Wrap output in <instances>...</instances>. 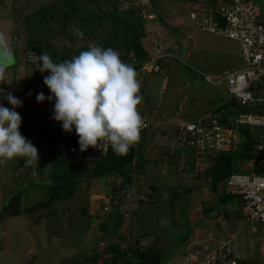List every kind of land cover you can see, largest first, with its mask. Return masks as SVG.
<instances>
[{
    "label": "rangeland",
    "instance_id": "1",
    "mask_svg": "<svg viewBox=\"0 0 264 264\" xmlns=\"http://www.w3.org/2000/svg\"><path fill=\"white\" fill-rule=\"evenodd\" d=\"M127 1L120 0L118 12L112 13V4L105 0H74L77 9L72 14L71 22L65 30L72 38L69 39L62 32H58L60 31V23L58 21L52 22L51 15H47L42 25L38 24L36 13L42 10L47 13L48 6L58 5L56 11L53 8L49 13L53 14V17L55 14L62 15L63 11L69 9L73 3L72 0H0V31L8 35L11 49L12 45L18 44L16 51L12 49L16 62L8 69L7 83H0V89L6 90L4 93L11 92L22 101V107L15 109L22 118L20 132L38 150V160L33 161L31 165H26V157H18L7 163H0V264H93L91 260L85 259L96 253H103L106 246L112 243L121 245L126 250L127 241L134 239L132 237L138 238L141 227H147L148 230L141 233L150 234L154 238L153 246L163 250V258L168 262H172L173 253L177 250L184 252L181 241L183 236L189 232L191 222L194 224L193 228L197 229L187 234V236L190 235V239L192 238L188 245L202 241L210 232L215 237L213 240L227 241L231 238L228 235H236L237 230L238 233L243 231L245 234L243 233L242 236L245 235V238L250 235L253 236L251 241H254L255 244V240L262 233L258 226H253L247 222H242L240 225L239 220H237L238 215L235 212L238 211L239 205L236 206L231 202H228L226 206H218L222 213L216 214L215 212L213 216L206 217L203 210L210 209L215 204L216 195H213V192L209 190V183L203 175V171L207 167L205 159L198 158L192 150H187L186 156H180L177 151L174 156L170 157L167 150L170 151L173 148L169 146L166 139L160 136L157 130L148 133L151 137L145 144L139 145L138 143L137 145L139 147L137 152H140L139 149L143 146V156L148 163L145 165L143 174L134 176L133 187L136 191H143L152 195V197L143 200L146 204L143 207V212L139 211L135 216L132 214L128 221H124L121 216V220L111 217L114 215V211L110 213H102L100 209L97 211L98 201L96 198L110 193L111 183L113 181L119 183V179L115 178L91 182L83 178L72 199L58 202L48 209L34 211V214H30L28 211L36 202L45 198V189L40 186L39 182L40 179H46L50 163L43 172L39 173V161L43 154L51 151L56 139L63 135L58 130L61 123L53 119L54 100L50 102L47 99L51 93L34 91L46 86L43 82V74L37 72L40 65H33L30 60H22L19 57L21 50L29 40L30 35V39L35 41L37 36H43L55 30V38L48 42L56 51L64 49L65 55L71 59L81 51H86L90 44L97 45V39H100V35L111 30V20L106 19L105 15L121 16L120 11L135 8L137 15L142 20L144 19L145 12L142 10L144 6L138 0H135L136 2L130 0L131 3L128 4ZM254 1L264 12V0ZM156 3L152 2L155 10ZM201 9V7H196L193 11L199 12ZM150 11L153 13L152 10ZM145 14L147 15V13ZM38 16L41 18L39 14ZM25 18L32 21L31 24H28L31 25V31L22 22ZM160 21L161 19L156 16L154 22L160 24ZM37 27L43 30H35ZM77 29L84 33L83 38L76 35ZM189 36L195 38L196 48L193 49L191 57L186 58L187 45L181 47L179 44V49L175 51V57L180 61L173 58L168 60L169 72L167 77L169 76V79L174 81L177 80V77L182 84L196 89L204 103H196L195 109L200 110L203 106L208 108V105H216L218 103L217 98L230 100L231 97L225 92L221 84L217 86L206 84L198 72L225 74L230 70L239 68L242 64L241 59L240 64L238 59L240 57L239 45L231 40L200 31H197L195 36L193 33ZM161 40L164 42L166 39ZM44 42L47 43V41ZM162 47L166 51H170L169 46L162 45ZM156 48L159 49L158 46ZM153 77L151 76V78ZM163 79L166 80L167 78L164 77ZM150 80L154 82L150 84V87L158 86L162 81L157 80L156 77ZM151 91V98L146 103L147 105L142 101L140 107L152 106L156 99L159 101V90L152 88ZM41 92L44 93L46 99L42 103H37L36 96ZM29 93L31 94L29 95ZM206 96L211 97L208 102L205 101ZM191 98H193L192 95H190ZM34 102L35 105H33ZM179 102L182 110L184 109L181 116L180 114L177 115V111H174L175 104ZM184 103L174 96L172 99H168L163 105L166 119L173 120L174 116H180V118L188 121L196 119L198 116H193L190 113V109H192L189 107L190 100L185 105ZM10 107L12 109V105ZM204 115L206 116V114ZM147 117L150 118L148 115ZM157 120L158 118H156ZM156 121H153L152 124ZM166 127H159V130L164 132ZM239 147L241 146L239 145ZM90 159L93 158L85 156L86 161ZM19 160L23 161L22 165H19ZM200 165L202 166L200 167ZM184 171H188L187 177ZM193 172L197 176H192ZM151 187H156L158 193L153 194ZM189 189L190 192L186 191ZM18 193L21 194L17 196ZM177 196L178 198H176ZM174 198L177 202H172L169 205V202L173 201ZM18 203L23 214L12 217L3 211L5 206L9 205L10 208H15ZM145 207H148V210H145ZM225 210L229 212V220L223 218ZM218 221L220 222L218 223ZM204 222L209 223L211 228V231L209 230L205 234L199 229L200 226H197L205 225ZM106 224L108 228L105 231ZM253 228L255 232H252ZM216 233L217 237L215 236ZM213 240L210 241L211 244H214ZM139 241L148 245L147 247L151 246V242L146 244L142 238ZM239 241L238 238L232 243L236 251L244 249L242 246L244 242L239 243ZM246 248L245 250L248 252L256 249L252 247L250 242L246 243ZM252 253L254 254V252ZM97 258L95 264L100 263L101 260L105 264L103 254ZM245 259V256L239 257V263H245ZM176 264H180V259L176 260Z\"/></svg>",
    "mask_w": 264,
    "mask_h": 264
},
{
    "label": "built area",
    "instance_id": "2",
    "mask_svg": "<svg viewBox=\"0 0 264 264\" xmlns=\"http://www.w3.org/2000/svg\"><path fill=\"white\" fill-rule=\"evenodd\" d=\"M138 2L144 6L142 10L147 13L143 15V20L146 21L144 22L149 24L155 20L156 18L153 17L156 16L153 13L156 11L152 2L149 0H138ZM201 8L199 12L189 13L191 26L197 31L236 42L240 48L242 64L241 67L225 74H199L210 85L221 84L232 101L240 107L247 108L249 112L237 114L230 123L214 114H208L194 122L165 120L153 124L148 118L142 117L144 126L138 143L144 140L142 138L145 135L151 136L148 134L150 131L157 130L173 148L180 151L192 150L201 159L206 155L213 158L221 152L235 150L240 142V128L250 127L254 132L252 135L256 138L254 149L264 156V12L254 0H208V3L205 2ZM114 50L120 54L118 48ZM169 57L171 56L159 47L155 55L147 58L140 65L135 58H132V54L124 62L135 68L141 81L146 74L165 77V60ZM27 60L39 66L36 57L28 54ZM37 70L39 71L38 68ZM41 74L44 77L50 75L49 72ZM34 91L50 92L47 86ZM162 126H167L164 132L159 130ZM61 134L64 135L63 132ZM138 143L134 145L135 148ZM110 148L111 146H108L102 150L90 147L83 153L92 158H99L106 156ZM259 163L264 165V158ZM131 166L134 167V164ZM119 187L116 186L115 190H111L107 195L98 196L96 198L98 208L102 213L115 210L122 220L128 221L131 211L136 208L134 194L132 191L127 194V190ZM224 191L226 194L239 197V216L242 221L257 223L264 228V173L234 174L226 180ZM231 241L232 238L227 241L213 240L214 244H211L210 240H205L189 245L185 263L238 264L230 246Z\"/></svg>",
    "mask_w": 264,
    "mask_h": 264
},
{
    "label": "trees",
    "instance_id": "3",
    "mask_svg": "<svg viewBox=\"0 0 264 264\" xmlns=\"http://www.w3.org/2000/svg\"><path fill=\"white\" fill-rule=\"evenodd\" d=\"M73 1L74 0H72V2ZM105 1L112 4V13L118 12L117 9H119L118 7L120 6V0ZM150 1L154 2V0ZM127 3H131L130 0H128ZM57 6L58 5L48 6L47 13H45L44 10L38 11V13H36L38 17V24L40 23L43 25L44 19L47 17V15H51L52 22L58 21L60 23V31H58L59 29L56 31L62 32L69 39H72L65 30H67V27L71 22L72 14L76 11L77 5L73 2L69 9L63 11L62 15L55 14V17H53V14H50L49 12H51L53 8L54 11H56ZM120 12L123 16L113 14L114 16L111 17L109 15H105L106 19L111 20V30L109 29L110 31H106V34L100 35V39H97V45L103 48H118L121 55L120 58L123 61L128 60L129 56L132 54V58H135L136 62L140 65L149 57L142 44V39H144L146 36L144 29L145 23L141 19V17L137 15L138 13L135 8H127ZM38 14L41 16V18H39ZM22 22H24L26 28L29 31L32 30L31 25H28L32 23L29 18L23 19ZM35 30L43 29L37 27ZM54 32L55 30H52L49 34L46 33L43 36L39 35L35 38V41L34 39H30V35L29 40L25 43V46L21 50L19 57L22 58V60L25 59L24 61H26L28 54L30 52H34L37 57H39L41 53H48L54 62H63L65 60H70V58L65 55L64 49L56 51L52 47L51 43L48 42L50 39L55 38ZM44 41H47V43H45ZM12 46V49L16 51L18 48V44L15 43ZM39 63L41 67V62ZM37 72L40 71L37 70ZM230 109V114H233L235 112H248V110L246 109L238 110V108L231 102L222 107L221 111H227ZM225 115L227 116V114ZM58 130L61 131L60 133L63 132L64 135L56 139L54 146L51 147V151L43 154L42 159L39 161V173L43 172L47 165L50 163L46 179H40L39 182L40 186L45 189V198L36 202L31 209H28L30 214H34V211H38L41 209H48L58 202H64L72 199L75 195L77 187L81 184L83 178L88 179V182L108 178L119 179V188L127 190V194H130V191H132L134 194L136 208L131 211V215L133 214L135 216L139 211L143 212V207L146 205L143 200L147 197H152V195L149 193L146 194L143 191H136V189L133 187L134 176L143 174V170L146 167L145 165L148 163V161L145 160L143 156V146L140 147V152H137L138 148L137 150H135V147L132 146L126 155H117L113 152L112 148H110L106 156L93 158L86 161V155L79 149L78 136L75 133V129L73 128V131L71 133H66L63 131L62 125H60ZM253 133H250V131L245 128H241L240 135L242 138H240L242 139V143L241 147H239L238 150L233 152H221L213 158L210 155L202 157L207 162V167L203 171V175L207 179L206 181H208L209 183V190L211 192L217 194L219 191V184H221L222 181L226 180L231 174L243 173L244 168H242V165L244 164V162L259 161L264 158L263 154L257 153L254 149L256 140L255 137L251 135ZM150 137L151 136L149 135H145L142 138V140L144 139L142 142L145 144V142H147ZM171 150H167V154L170 157L174 156V154L179 151V149ZM178 153L187 154L185 150L179 151ZM19 161V165H22L23 161ZM133 163L135 164L132 168L131 165ZM184 173L186 174V176L189 174L188 171H184ZM192 176L197 175L193 173ZM111 186H117V183L113 181L111 183ZM186 191L190 192L191 190L189 189ZM151 192L155 194L158 193V190L156 187H151ZM20 194L21 193H18L17 196H19ZM218 196L219 198H217V201L210 209L203 210L206 217L213 216V213L215 212L216 214H219L220 211L218 206H226L228 202L234 203L236 204V206L239 205L240 201L238 197L227 195L224 191H221ZM176 198H178V196ZM176 198H174L173 201H170L169 205H171L172 202L176 203ZM145 210H148V207H145ZM3 211L6 212L7 215H11L12 217L23 214V211L20 209L19 203L15 208H10L9 205L5 206L3 208ZM235 212L237 213V211ZM223 216L227 219L230 218L229 212L226 210L224 211ZM111 217L120 220V216L118 215V213H115ZM104 228L106 231L108 225L106 224V227ZM140 230L142 232L148 229L147 227H141ZM141 232L137 236L138 238L132 237L134 239L127 241V251L124 250L121 245L112 243L108 244L105 250L103 249V253H96L92 257H87L85 260H91L93 264H95L98 260L97 257L103 254V262L105 264H168V260H165L163 258V250L153 246L155 241L151 240L153 242H151V246L149 247H147L148 245H145L142 242L140 243V238L150 237V234L145 235V233ZM186 234L184 236H186ZM145 243L147 244V242ZM98 264H103L102 260ZM239 264L252 263L240 262Z\"/></svg>",
    "mask_w": 264,
    "mask_h": 264
},
{
    "label": "clouds",
    "instance_id": "4",
    "mask_svg": "<svg viewBox=\"0 0 264 264\" xmlns=\"http://www.w3.org/2000/svg\"><path fill=\"white\" fill-rule=\"evenodd\" d=\"M76 35L83 38L84 33L77 29ZM164 52L169 55L166 50ZM29 55L36 57L41 62L39 68L41 73H50L44 77L43 82L51 93L47 99L50 102L54 100L53 119L61 123L63 131L66 133H71L73 128L75 129L81 152L87 151L90 147L103 150L111 146L115 154L126 155L130 148L139 142L140 133L144 126V120L138 110V106L144 99L139 94L141 89L139 74L132 65L121 60L118 51L90 44L86 51H81L70 60L63 62H54L48 53H41L39 57L34 52H30ZM172 57L166 58L165 62ZM15 62V55L9 45L8 35L0 31V83H7L8 69ZM167 73L168 68L166 66V78ZM0 99H6L12 105V109L0 105V163H7L18 157H26V165H31L33 161L38 160V150L20 132L22 118L15 109L22 107V101L11 92L4 93L2 89H0ZM45 99L43 92L36 96L37 103H42ZM229 102L233 103L238 110H248L236 105L232 98ZM245 113L240 112V114ZM208 114L217 115L229 123L237 115L223 116L221 108L208 112L206 115ZM165 120L171 119H164L163 121ZM241 128L253 133L250 127ZM239 143L235 150L229 152L238 150ZM169 146L172 147L170 144ZM137 148L139 147L136 146L135 150ZM173 150L176 149L173 148ZM181 155L185 154L182 153ZM232 175L234 174L230 176ZM226 180L222 181V191H224ZM119 185L120 180L117 186ZM115 188L116 186H112L110 192ZM98 210L99 208H97ZM113 211L114 214L118 213Z\"/></svg>",
    "mask_w": 264,
    "mask_h": 264
},
{
    "label": "crops",
    "instance_id": "5",
    "mask_svg": "<svg viewBox=\"0 0 264 264\" xmlns=\"http://www.w3.org/2000/svg\"><path fill=\"white\" fill-rule=\"evenodd\" d=\"M154 2L155 3L157 2L158 4L156 3V6H155L156 12L153 14L155 16H158L161 19V21H160V24H157V23H154V20H153L151 23H149V24L145 23V25H144L146 36L144 39H142V44H143L145 51L148 53V56H152L156 53V51H157L156 46L163 48L162 45H164V46L167 45V46H169L168 48H170L169 49L170 51H167V52H169V55L173 56L172 58L174 60L180 61V60H178V58L175 57V51L177 49H179L178 46L180 44L181 47H184L187 45L185 57L190 58L191 53L194 51L193 49L196 48V46H195L196 40H195V38H192L191 36H189V34L193 33L195 36V33H197V31H195L194 28L191 26V23L189 20V13L192 12L193 9H195L196 7H202L205 4V2L208 3V0H158V1L155 0ZM153 18H156V17H153ZM161 39H166V40H164V42H163ZM183 43H184V45H183ZM188 46H189V49H188ZM165 50L166 49L163 48V51H165ZM238 59H239V64H240V57ZM166 63H167L166 66H167L168 72H169V61L167 60ZM151 76H154V77L151 78ZM155 77L157 78V80H162L161 84L158 86L150 87V84L154 83L150 79H155ZM176 79L177 80H175V81L173 79L170 80L169 76H168L167 79L165 80L157 74H147L141 78V81H140L141 89H140L139 94L143 96V98H144L143 102L145 103V105H147L146 103L151 98L152 88H156L160 92L158 94V100L159 101H157V99H156V102H154V104L152 106H149V107L145 106L146 108L140 107V105L138 106V110H139L142 117L148 118L147 117V115H148V116H150V118H148V119H150L151 121L152 120L156 121V118H158V120L156 122H160V121H163L164 119H166L167 116L165 115L163 105L165 102H167L168 99H172L173 96L179 98V101L181 100V102H183V103L184 102L187 103V101L190 100L189 107L192 108V109H190V113L193 116H196V117L198 116L196 119L203 117V115L207 114L208 112H211L215 109L222 108V107L226 106L228 103H230L229 100H223L222 98H217L216 100L218 103L216 105H208V108L206 106L205 107L203 106L202 108H200V110L195 109L194 105L196 103H198V104L204 103V102H202V97L197 93L196 89L189 88V86H187L186 84H182L181 80L179 81L177 77H176ZM171 89H173V92H171ZM190 95H192L193 98L190 99ZM187 96H188V98H187ZM209 98H211V97L206 96L205 101L208 102ZM186 99H188V100H186ZM185 103H184V105H185ZM179 104H180V102L178 104H175L176 106L174 107V111H177V115L180 114V116H181V113H183L184 109L182 110L181 105H179ZM161 109H163V110L161 111ZM201 111H203V112H201ZM230 112H231V109L227 110V111H223V116H226L225 114H227L226 117H232L233 115L240 113V112H235L233 114H230ZM180 116H177V117L174 116V119H177L180 121H188L187 119L180 118ZM196 119H194V120H196ZM194 120H189V121H194ZM225 120H226V118H225ZM255 140H256V138H255ZM241 143H242V139H240V143H239L240 146H241ZM180 156H181V154H180ZM260 161L261 160L244 162V164L242 165V168H244L243 173H235V174H240V175L263 174L264 173V170H263L264 165H263V163H259ZM205 163H207V162H205ZM201 166L202 165H200V167ZM190 177H192V176H190ZM219 187H221V188L219 189ZM218 189H219V191L217 194L213 193V195H216V201H217V198H219L218 195L220 194V192L223 189L222 182H221V184H219ZM235 197H238V196H235ZM238 199H239V197H238ZM239 206H240V202H239ZM239 206H238V211H237L236 215H238L237 220H239V224L242 225L241 223L245 222V221H242L240 216H239V213H238L239 212ZM219 213H222V212H219ZM220 215H223V214H220ZM223 218H224V216H223ZM240 220H241V222H240ZM219 222L220 221H218V223ZM204 223H205V225H202V226L197 225L198 227L200 226L199 229L203 232V234L207 233L209 230L211 231L209 223H207V222H204ZM247 223L251 224L253 226L260 227L262 233L260 234V237L255 240V244L253 243L254 241H251V238L253 236L250 235L248 238H245L246 237L245 235L242 236V234L244 233L243 231H242V233H238L239 231L237 230L235 233L236 235H234V234L228 235V237L232 238V240H233L232 243L237 241L238 238L240 239L239 243L244 242V244H242L244 249L243 250L240 249V251H236V248L231 243L230 246L232 248L233 255L237 259V262H239V257L245 256V258H246L244 260L245 262H249L252 264H264V228L260 224H257V223H249V222H247ZM202 224H203V222H202ZM193 226H194V224L191 222L189 229H188L189 232H191V231L193 232L197 229V228H193ZM254 228L252 229V232H255ZM215 236L216 237L218 236L217 233L215 234ZM256 236H257V234L255 235V237ZM184 238H185V240H184ZM214 238L215 237H214L213 233L210 232V234L207 233V235L205 236V238H203L202 241L191 243L189 245L198 244V243L203 242L205 240L211 241ZM191 239H190V235L187 236V234H186V236L183 237L184 242L182 243L183 240L181 241V246L184 249V252H182V250H177V252H174L173 253V260H172V262H168V264H176L177 259H180V264H186L185 258H186L188 247H189L188 243H190L189 240H191ZM151 240H154V238L151 236L148 238H142V241L147 242V243L153 242ZM246 240H249L247 242H250L252 247L256 248L255 250H252V252H254V254L251 251L248 252L247 250H245L246 243H247ZM256 242H257V244H256ZM237 252H240V254H237Z\"/></svg>",
    "mask_w": 264,
    "mask_h": 264
},
{
    "label": "water",
    "instance_id": "6",
    "mask_svg": "<svg viewBox=\"0 0 264 264\" xmlns=\"http://www.w3.org/2000/svg\"><path fill=\"white\" fill-rule=\"evenodd\" d=\"M0 105H3L4 107L11 109L10 105L7 103L5 99L0 100ZM33 105H35V102L33 103Z\"/></svg>",
    "mask_w": 264,
    "mask_h": 264
}]
</instances>
